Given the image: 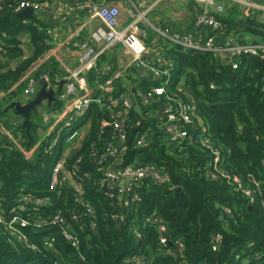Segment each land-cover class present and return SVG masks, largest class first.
I'll return each instance as SVG.
<instances>
[{"label":"trees","instance_id":"16d2710c","mask_svg":"<svg viewBox=\"0 0 264 264\" xmlns=\"http://www.w3.org/2000/svg\"><path fill=\"white\" fill-rule=\"evenodd\" d=\"M19 1L0 2V41L5 44L0 51V121L9 130L4 132L0 124V210L8 214L24 195L50 197L51 204L37 212L45 219L61 213L65 227L79 236L80 243L72 247L61 228L51 224L22 227L25 240L17 239L0 224V264H126L135 256L143 257L142 262L147 264H264V59L243 54L236 58L238 67L234 68L215 53L186 51L164 42L162 52L174 62L167 92L182 102L194 101L195 127L190 128V137L170 142L165 125L158 123L151 109L132 110L126 164H153L170 178L162 185L145 181L144 189L138 191L142 201L128 209L120 206L117 197L105 195L98 183L100 172L88 160L93 142L99 147L103 137L98 134V126L109 120L105 108L92 102L83 116L62 131L65 136L79 126L78 122L91 124L82 147L69 161L70 165L83 155L84 199L94 208V214L88 216L75 203L71 187H50L52 168L65 145L64 136L59 145L51 143V137L61 133L58 128L41 136L39 130L47 131L49 123L36 120L37 107L29 116V132L22 115L20 122L5 121L14 108L6 111L4 104L8 106L24 93V76L51 47L47 23L38 14L31 19L18 16ZM220 18L227 34H242L239 43H248L246 33L254 37L251 43L264 41V22L256 15L245 16L237 5L226 8ZM25 34L30 37L31 55L22 45ZM99 71L95 68L86 74L88 83L95 85L90 86L95 88L94 97L101 94L97 89ZM32 73L47 74L54 86L63 77L53 58L40 62ZM159 83L145 81L138 86L148 89ZM116 87L124 90L120 81ZM63 88L58 90L50 111L63 107L59 97ZM141 134H147V146L136 145ZM205 137L211 146L204 144ZM55 149H59L56 156ZM215 149L219 152L217 163L213 160ZM235 176L242 180V189L255 188L254 202L234 185ZM122 211L124 222L114 218ZM73 214L77 219H72ZM158 221L168 228L167 245L160 243ZM93 222L95 228L91 227ZM137 226L139 238L133 232ZM214 234L222 235L215 251L210 245ZM46 236L55 237L52 247L45 244Z\"/></svg>","mask_w":264,"mask_h":264},{"label":"built area","instance_id":"2783aa9c","mask_svg":"<svg viewBox=\"0 0 264 264\" xmlns=\"http://www.w3.org/2000/svg\"><path fill=\"white\" fill-rule=\"evenodd\" d=\"M9 0H0L7 2ZM62 1V0H51ZM66 1V0H63ZM112 1V2H111ZM116 0H103L94 2L92 0L80 2L74 0L77 9L86 10L92 17L99 18L102 25L94 29L89 39L79 40L77 45L80 50L78 64L71 72L70 81L66 83L63 91L59 95L63 103L67 102L68 106L60 113L57 126L63 136L64 127L70 128L74 121L83 116L90 107L91 103L96 101L105 108L108 113L109 120L100 127L98 126V134L102 139L99 140V147L93 142L88 153L90 160L100 172L98 183L104 188V193L108 197H117L118 203L124 209H128L134 205H138L142 201V197L138 191L142 186L145 187V181L151 180L154 184H165L169 181V175L153 164L131 162L126 164L128 153V137L131 126L128 120L131 117L132 110L141 112L143 109H151L152 113L158 120L159 124H164L165 136L170 142L182 140L191 136V127L194 125V115L196 107L194 101L182 102L177 100L173 95L167 92L174 69V62L168 60L164 54H158L153 62L148 59L147 55L152 51L148 48L145 37L148 30L151 29L156 35L172 46H179L184 50L212 52L220 57H224L223 61L231 64L234 68L238 67L236 58L247 54L250 56H258L264 59V41L258 43H239L233 36H227L221 41H216L215 37L220 36L226 31V25L220 18L225 13L226 7L220 3L221 0H193L195 4H203L194 17L196 27L207 28L209 34L194 35L190 32L172 30L161 24H154L147 17L146 12L141 11L130 0L136 9L133 20L123 28H119L120 7L115 3ZM231 2L241 7L247 15L260 14L264 21V0H223ZM50 6L49 2L40 3L36 0H20L17 5V12L24 8H32L34 13H41ZM28 19V18H27ZM27 19L23 21L26 23ZM120 44L125 47L131 54L133 65L152 74L154 79L160 81L159 84L151 88L143 89L137 85L124 86L120 90L116 87V82L120 81L127 69H119L113 74H109L107 70L101 69L100 80L97 82V89L101 92L100 96L94 97V90H90L87 83L86 74L92 69L97 68L99 58L113 45ZM4 42L0 41V51L4 47ZM46 54V53H45ZM44 54V55H45ZM44 57V56H43ZM49 57V56H47ZM40 63V62H38ZM34 65L32 71L37 68ZM109 74V75H108ZM105 75H107L105 77ZM42 80L48 82L47 88L56 89L58 85H52L47 74L36 76L30 72L26 76V87L24 95L27 97H35L38 93V83ZM264 88V84H263ZM57 97V96H56ZM136 105L140 109H136ZM59 114V113H57ZM79 126L66 134L63 139L70 145L62 150L61 157L56 161L52 168L50 177L51 189H62L65 186L72 188L75 203L80 205L85 215L92 216L94 208L90 202L84 199L83 175L80 165L83 155L77 156L72 164L69 161L75 151L82 147L83 139L86 132L90 129V122H78ZM59 126H61L59 128ZM88 127L87 130L84 128ZM51 132V131H50ZM204 144L211 146L209 139L205 137ZM52 144H55L52 143ZM136 145L144 147L148 145L147 134H141L136 138ZM33 150L28 154H32ZM214 163L219 159L218 150H213ZM65 163L67 164L65 166ZM234 185L242 189V180L235 176L233 178ZM257 188L259 185L255 182ZM142 189V190H143ZM244 194L251 202L255 201L254 187L242 189ZM51 204L50 197L29 196L21 197L18 205H13L9 209L8 214H4L0 210V224L7 227L10 233L19 239L25 240V236L21 230L22 227L35 225L42 228L45 225H55L61 228L62 236L70 243L72 247H77L80 243L79 236L65 227V217L61 213H56L52 218H42L37 211L43 206ZM126 215L118 213L114 218L124 222ZM72 219H77V215L73 214ZM148 221V219H147ZM92 228L96 227V222L91 224ZM158 229L160 231V243L167 245L170 243L169 231L165 223L158 221ZM132 230V229H131ZM136 238L141 237L139 226L133 229ZM222 240L221 234H214L210 239L212 250L217 247ZM55 242L54 236H46L45 244L52 247ZM182 248V244H179ZM260 255L257 257L259 258ZM143 257L135 256L128 259L126 264H147L142 262ZM55 264H69L65 261H56Z\"/></svg>","mask_w":264,"mask_h":264},{"label":"crops","instance_id":"0c3cea01","mask_svg":"<svg viewBox=\"0 0 264 264\" xmlns=\"http://www.w3.org/2000/svg\"><path fill=\"white\" fill-rule=\"evenodd\" d=\"M133 2L141 11L146 12L147 17L155 24H161L176 31L190 32L194 35H199L201 33H204V35L209 34L208 30L203 31L200 27H196L194 24V17L196 13L204 7L203 4H195L193 0H133ZM115 3L121 8L119 28H123L133 20L136 9L130 0H116ZM220 3L224 4L226 8L235 6V4L228 1L221 0ZM237 7L239 6L237 5ZM239 8L243 10L241 7ZM35 14L41 16L47 23L49 26L48 33L51 37V47L39 62L48 58H53L57 64L60 65V69L63 72L61 80H65L67 83L70 81L71 72L77 66L80 56L77 42L79 40L89 39L92 31L101 26L102 22L99 18L92 17L86 10L77 9L74 0L50 2V6L47 9L41 13H34V15ZM258 20H262L261 17ZM25 36L24 39L22 38V45L26 54L31 55L33 48L31 46L30 37L27 34H25ZM227 36H233L238 42L240 39H243L242 34L240 35L239 32H231L227 34V30L220 36L217 34L215 39L216 41L222 42ZM244 39L248 41V43H251L254 40V37L250 33H246ZM145 41L148 48L152 50L147 57L153 62L156 55L163 53L162 50L165 40L158 37L154 31L149 29ZM221 58L223 60L224 57ZM37 65H39V63H37ZM97 68L99 70H107L110 75L119 69H127L125 76L120 80L124 86H138L145 81H157L152 74L147 71V74H145L141 72L145 70L136 68L133 65L131 54L120 44L111 46L99 58ZM30 72H32V70L28 71L26 76ZM26 76H24L25 79ZM66 83H64L63 86H65ZM88 86L95 87V85H90L89 83ZM94 87H90V90H95ZM57 93L58 90L56 91V96ZM33 98L27 97L23 93L14 101L17 100L22 103H27ZM43 103H45L46 107L49 109L48 111L42 110L44 124L49 123V127L46 131V133L49 134L50 131L57 126L59 115L65 110V108H67L68 103H63V107L58 111H50L53 103L51 105H49L47 101H44ZM19 116L20 115L17 114L16 111L10 110L5 121L7 122L8 119L10 120V123L20 122L21 119H19ZM3 123H0L2 130L8 132L9 130L5 127V124L3 125Z\"/></svg>","mask_w":264,"mask_h":264},{"label":"water","instance_id":"95a60500","mask_svg":"<svg viewBox=\"0 0 264 264\" xmlns=\"http://www.w3.org/2000/svg\"><path fill=\"white\" fill-rule=\"evenodd\" d=\"M18 16L20 17H26L31 19L34 16V10L32 8H24L21 9L18 12ZM257 19H260V14H257ZM224 60V58H223ZM145 74H147L146 71H141ZM140 72V73H141ZM64 83H66L65 80H61L57 86L56 89L54 88H47L48 82L46 80H42L38 83L39 91L35 98L31 99L27 103H22L20 101H12L7 107L6 111L10 108H14L17 114L22 115L25 117L24 126L26 127L27 132L30 130V123H29V116L32 110H34L37 106L42 104L44 101H47L49 105H51L53 102L57 100L56 98V91L62 89ZM136 109L139 110L140 106L136 105ZM85 130L88 129V127L84 128ZM67 164L65 163V166ZM143 187H140V190H142ZM179 190V189H177ZM251 207V206H250Z\"/></svg>","mask_w":264,"mask_h":264},{"label":"rangeland","instance_id":"374dc122","mask_svg":"<svg viewBox=\"0 0 264 264\" xmlns=\"http://www.w3.org/2000/svg\"><path fill=\"white\" fill-rule=\"evenodd\" d=\"M243 11V10H242ZM243 12H246V11H243ZM120 14H121V8H120ZM245 16H247V14L245 13ZM263 21V20H262ZM264 22V21H263ZM155 24V23H154ZM29 36V35H28ZM26 36L24 35L23 36V39L25 38ZM26 46V45H25ZM24 46V47H25ZM1 95H3V93L1 94ZM30 98H33V96H30ZM6 105V107H7V104H4V106ZM9 105V104H8ZM37 108H38V110H39V115L36 117V120H38L41 124H44V115H43V113H42V110L43 111H48L49 109L46 107V105H45V103H42V104H40L39 106H37ZM10 121V120H9ZM1 123V122H0ZM39 133H40V135L41 136H45L46 134V131H44V130H42V129H40L39 130ZM63 136H64V134H63ZM42 137V138H43ZM60 138H61V135L60 134H54L52 137H51V143H54L55 142V144L56 145H59V143H60ZM19 140L17 139L16 140V142H18ZM70 144L69 143H66L65 142V145H64V148L63 149H66L68 146H69ZM30 152V151H29ZM28 152V153H29ZM27 153V156L28 157H30V155H32V154H28ZM58 153H59V149H55L54 150V156H56V155H58Z\"/></svg>","mask_w":264,"mask_h":264}]
</instances>
